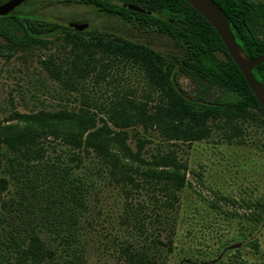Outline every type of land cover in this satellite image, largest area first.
Instances as JSON below:
<instances>
[{
    "label": "trees",
    "instance_id": "obj_1",
    "mask_svg": "<svg viewBox=\"0 0 264 264\" xmlns=\"http://www.w3.org/2000/svg\"><path fill=\"white\" fill-rule=\"evenodd\" d=\"M93 1L99 10L165 33L178 52L165 55L109 32L79 31L13 11L0 15V36L10 53L46 47L62 35L70 56L50 54L40 63L63 88L75 89L92 72L100 76L107 72L110 61L117 60L142 70L151 88L161 93L154 104L117 96L104 116L91 110L86 101L77 109L13 111L7 120H0V264L86 261L92 234L84 223L91 225L87 213L96 183L85 172L88 158L96 159L97 169L115 182L129 183L147 193L152 204L150 213H141L140 221L136 220L139 234L119 246L123 263L166 264L187 166L174 148L144 155L150 140L142 135L136 137L132 150L126 142L127 130H154L164 141L174 143L208 138L213 126L233 129L250 120L264 124V110L221 38L188 2ZM214 1L225 13L243 55L255 58L263 54L264 0ZM57 58L59 62H55ZM251 74L264 86V62L253 67ZM178 75L194 84L193 96L179 87ZM45 141H56L70 150L63 156L51 155ZM10 184L12 194L3 199ZM235 251L238 254L240 249ZM235 259L238 264H264L247 262L240 255Z\"/></svg>",
    "mask_w": 264,
    "mask_h": 264
},
{
    "label": "rangeland",
    "instance_id": "obj_2",
    "mask_svg": "<svg viewBox=\"0 0 264 264\" xmlns=\"http://www.w3.org/2000/svg\"><path fill=\"white\" fill-rule=\"evenodd\" d=\"M12 11L62 27L86 23L85 30L109 32L165 55L178 52L165 33L99 10L93 0H24ZM63 44L62 35H57L46 47L10 53L0 36L1 121L13 111L77 109L86 101L91 110L104 116L109 102L121 95L149 104L158 100L161 93L151 88L144 72L125 61H110L103 77L92 72L75 89L63 88L40 63L50 54L70 56L69 45ZM177 84L187 95L195 94L194 84L185 76L178 75ZM237 126H213L208 138L174 143L164 141L154 130H127L126 142L132 150L136 149V137L142 135L150 140L144 155L174 148L187 166L166 264H238V255L247 262H264V124L250 120ZM45 144L51 155L63 156L70 150L56 141ZM97 164L94 158L85 160V172L96 183L87 213L91 225L83 222L92 234L83 264H124L119 246L124 239L139 234L136 220L140 221L141 213H150L152 204L147 193L129 183L115 182L107 172L97 169ZM8 189L1 195L3 199L12 194L13 185ZM236 248L240 249L238 254Z\"/></svg>",
    "mask_w": 264,
    "mask_h": 264
},
{
    "label": "water",
    "instance_id": "obj_3",
    "mask_svg": "<svg viewBox=\"0 0 264 264\" xmlns=\"http://www.w3.org/2000/svg\"><path fill=\"white\" fill-rule=\"evenodd\" d=\"M24 0H6L0 3V15H5L12 11L17 5ZM193 8H195L215 29L221 38L229 56L237 65L244 79L246 80L252 93L258 100L260 106L264 110V86L261 82L254 79L251 74V69L258 64L264 62V53L255 58H247L243 55L239 45L234 39L233 33L230 30L227 17L223 10L216 4L214 0H185ZM127 8L143 12L144 10L136 5H124ZM87 26L86 23L76 24L69 23L68 27L75 30H83ZM237 245L231 246L236 247Z\"/></svg>",
    "mask_w": 264,
    "mask_h": 264
},
{
    "label": "flooded vegetation",
    "instance_id": "obj_4",
    "mask_svg": "<svg viewBox=\"0 0 264 264\" xmlns=\"http://www.w3.org/2000/svg\"><path fill=\"white\" fill-rule=\"evenodd\" d=\"M95 2V1H94ZM96 4V3H95Z\"/></svg>",
    "mask_w": 264,
    "mask_h": 264
}]
</instances>
